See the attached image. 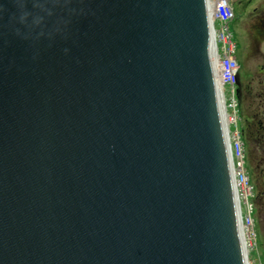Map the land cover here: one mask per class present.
Here are the masks:
<instances>
[{"label":"water","instance_id":"water-1","mask_svg":"<svg viewBox=\"0 0 264 264\" xmlns=\"http://www.w3.org/2000/svg\"><path fill=\"white\" fill-rule=\"evenodd\" d=\"M206 0H0V264H247Z\"/></svg>","mask_w":264,"mask_h":264},{"label":"rangeland","instance_id":"rangeland-1","mask_svg":"<svg viewBox=\"0 0 264 264\" xmlns=\"http://www.w3.org/2000/svg\"><path fill=\"white\" fill-rule=\"evenodd\" d=\"M259 2H256L258 6ZM261 5H259V8ZM264 14V12H262ZM234 30V26H231ZM251 32H256V28L250 27ZM252 36V34H250ZM239 82L252 87L249 96L238 97L239 115H238V130H240L241 140L244 144V159L246 169L253 187L255 188V195L251 197V202L255 208L253 214L256 230V239L248 241L250 247L249 259L250 264H264V109L260 114H257L255 105L259 103V98L254 96L257 84L260 80H264V43L258 45L253 39V48L248 53V60L244 62L243 67L239 60ZM247 95V94H246ZM257 115V117L254 116ZM255 117V118H254ZM254 120L260 121L256 128L248 127L249 122ZM256 120V121H255ZM262 126V134L258 135L259 126ZM233 121L230 125V130L234 131ZM246 129L247 136L242 135V130ZM253 199V200H252ZM256 242V244H254ZM251 255V257H250Z\"/></svg>","mask_w":264,"mask_h":264},{"label":"built area","instance_id":"built-area-1","mask_svg":"<svg viewBox=\"0 0 264 264\" xmlns=\"http://www.w3.org/2000/svg\"><path fill=\"white\" fill-rule=\"evenodd\" d=\"M207 2L212 8V22L216 25L214 29V41L215 51L219 58V79L221 85L229 87L228 107L232 111V121L235 122L236 102L233 96V86L236 82L238 66L233 58L234 45L228 28V24L232 19V11L227 0H207ZM232 138L234 145V160L236 162L234 165L235 185L244 210V225L248 235L247 241H252L254 239V233L252 231L253 221L251 219L253 206L250 203L252 187L245 174L242 144L239 140V133L236 130L233 132Z\"/></svg>","mask_w":264,"mask_h":264},{"label":"flooded vegetation","instance_id":"flooded-vegetation-1","mask_svg":"<svg viewBox=\"0 0 264 264\" xmlns=\"http://www.w3.org/2000/svg\"><path fill=\"white\" fill-rule=\"evenodd\" d=\"M256 2H259L258 6H256ZM229 3L234 12L232 24L234 26L233 35L236 44L235 56L243 67L244 62L248 60V53L253 48V39L258 45L264 43V14L262 13L264 12V0H229ZM259 5H261L260 8ZM250 27H255L256 32L254 30L251 32ZM245 86L239 80L237 81L239 98H244V96L251 94L252 87L247 85L246 88ZM253 94L259 98V103L255 105V109L257 114H260L261 110L264 109V80L258 82L256 91ZM254 116L257 117L255 114ZM257 124H261V122L256 121L254 123V120H252L249 122L248 127L256 128ZM257 134L263 138L261 125ZM242 135L247 136L246 129L242 130Z\"/></svg>","mask_w":264,"mask_h":264},{"label":"bare ground","instance_id":"bare-ground-1","mask_svg":"<svg viewBox=\"0 0 264 264\" xmlns=\"http://www.w3.org/2000/svg\"><path fill=\"white\" fill-rule=\"evenodd\" d=\"M208 6V5H207ZM211 7V6H210ZM212 32V31H211ZM214 50H212V66H213V71H214V77H215V82H216V88H217V92H218V95L221 91V88L219 87V83H218V80H217V76L216 74L218 73V66H217V58L216 56L214 55ZM219 98V101H220V98L221 97H218ZM221 111H222V117H223V123L224 125L227 127L229 124H230V121H229V116H228V113L226 112V106L224 105L223 102H221ZM227 136H228V141H229V133H227ZM236 162H234L233 158L231 159V166L232 168H235L234 165H235ZM237 203H238V207H239V210H240V215H241V224H242V227H240L241 229V234H242V238L244 239L243 240V244L244 242L246 243V245H244L245 247V252H246V256H247V264H250V262L248 261V257H249V250H248V246H247V238H248V235L245 231V225L243 224V217H242V210L243 208L241 207V199L239 197V195L237 194Z\"/></svg>","mask_w":264,"mask_h":264},{"label":"trees","instance_id":"trees-1","mask_svg":"<svg viewBox=\"0 0 264 264\" xmlns=\"http://www.w3.org/2000/svg\"><path fill=\"white\" fill-rule=\"evenodd\" d=\"M255 118V117H254Z\"/></svg>","mask_w":264,"mask_h":264}]
</instances>
